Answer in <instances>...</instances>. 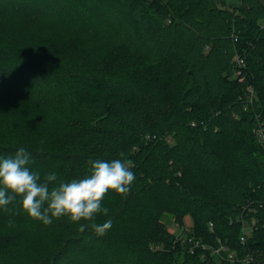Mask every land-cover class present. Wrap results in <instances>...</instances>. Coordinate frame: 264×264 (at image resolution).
I'll use <instances>...</instances> for the list:
<instances>
[{"label": "trees", "instance_id": "1", "mask_svg": "<svg viewBox=\"0 0 264 264\" xmlns=\"http://www.w3.org/2000/svg\"><path fill=\"white\" fill-rule=\"evenodd\" d=\"M79 2L0 0V94L21 87L62 115L12 122L0 109V158L22 147L41 178L65 181L83 178L89 160L128 159L136 180L127 196L106 194L97 222L112 226L102 237L67 217L44 224L12 202L0 258L24 237L42 247L0 264H264V145L253 133L264 125V0H116L122 14L93 5L113 24L126 71L12 22L68 23Z\"/></svg>", "mask_w": 264, "mask_h": 264}, {"label": "clouds", "instance_id": "2", "mask_svg": "<svg viewBox=\"0 0 264 264\" xmlns=\"http://www.w3.org/2000/svg\"><path fill=\"white\" fill-rule=\"evenodd\" d=\"M31 163L29 152L22 147L14 157L0 158V207L8 211L7 206L19 197L21 208L31 218L50 224L54 218L67 217L78 225V231L90 227L98 237L112 226L111 220L97 222L99 215L109 213L103 206L106 194L111 190L127 196L136 180L128 159L89 160L86 175L71 181L60 179L55 172L41 178L31 170Z\"/></svg>", "mask_w": 264, "mask_h": 264}, {"label": "rangeland", "instance_id": "3", "mask_svg": "<svg viewBox=\"0 0 264 264\" xmlns=\"http://www.w3.org/2000/svg\"><path fill=\"white\" fill-rule=\"evenodd\" d=\"M226 1L229 5H236L239 4L241 0ZM93 5L104 8L106 9L105 11L115 10L116 13H123V10L117 4L116 0H80L79 4L77 3L75 19L68 23H60L50 17H40L29 22L19 20L12 22L24 28H29L35 34L56 37L66 44L74 45L78 50L84 52L88 59L97 57L111 59L112 63H118V69L123 71L127 67L121 65L123 61L118 58L121 50L115 51L114 49L116 47L112 43L114 32L113 24L107 16L99 17L95 14H91L92 8L94 7ZM123 63L125 64V62ZM0 109L7 112V116L13 117L11 119L12 122L18 120L17 118L19 116L24 117L30 114L32 116H40L47 121L62 117V115L57 114L58 112L55 108L50 107L47 103L29 100L27 95L22 92L21 87H13L9 91H4L0 94ZM13 202L17 204L16 209H19L22 213H26L21 208L19 202ZM5 213L8 212H5L4 208L0 207V217L2 215L4 216ZM174 218L175 217L169 213H165L162 216V219L170 230L179 233L180 228L179 225L174 222ZM184 221L187 225H191L192 219L190 216H187ZM27 227H30V225ZM9 228H11V226H9ZM159 246L161 245H157L155 248H159ZM41 247V241L37 242V240L32 237H24L5 253L7 257L3 255L2 258L4 259L2 260L0 258V262L9 261L11 258H14L12 259L13 261L18 260L17 258L30 260L37 255ZM100 258L104 259L102 256H100ZM97 259L99 261V258Z\"/></svg>", "mask_w": 264, "mask_h": 264}, {"label": "built area", "instance_id": "4", "mask_svg": "<svg viewBox=\"0 0 264 264\" xmlns=\"http://www.w3.org/2000/svg\"><path fill=\"white\" fill-rule=\"evenodd\" d=\"M236 63L239 66V70L237 71V75L241 74V70H243V68L245 67V61L244 59L241 57V55H237L236 56ZM247 96L249 101H253L254 97H255V91L253 86H248L247 88ZM253 133L256 136L257 140L264 145V125L263 122L258 120V122L256 123V125L253 128ZM248 230V229H247ZM245 236H242V241H245ZM190 242H193V247L195 246H202L203 248H209L208 246L204 245L203 243H201L200 241L197 240H192L190 239ZM227 248L225 246H221L219 248H214V252L215 253H220L221 250H226ZM229 258H235L234 253H230ZM245 259L247 261H251L252 260V256H250V254H246L245 255Z\"/></svg>", "mask_w": 264, "mask_h": 264}]
</instances>
